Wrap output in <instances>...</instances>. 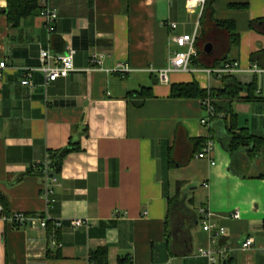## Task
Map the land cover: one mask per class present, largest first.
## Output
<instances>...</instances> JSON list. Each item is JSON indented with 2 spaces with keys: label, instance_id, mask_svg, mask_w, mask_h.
Returning a JSON list of instances; mask_svg holds the SVG:
<instances>
[{
  "label": "crops",
  "instance_id": "1",
  "mask_svg": "<svg viewBox=\"0 0 264 264\" xmlns=\"http://www.w3.org/2000/svg\"><path fill=\"white\" fill-rule=\"evenodd\" d=\"M7 4L0 0V60L7 63L0 77V191L6 215H47L48 224L15 227L0 217V264H99L92 258L97 250L105 251L97 253L103 264H209L200 248L214 251L215 264H264V179L253 163L243 175L232 171L223 141L229 115L221 112L206 126L202 99L171 97L173 83L197 81L211 90L222 89L226 79L191 71L158 77L180 49L171 37L197 27L200 35L204 5L49 0L58 10L50 29L38 13L11 27ZM214 9L218 20H234L239 32L229 58L242 72L232 77L262 79L255 99L234 100L238 126L264 136V73L247 71L258 65L252 53L264 50V34L249 27L264 18V0H215ZM69 45L76 49L75 70L50 83L47 96L38 70L32 85L22 84L23 69L41 65V49L61 52ZM93 53L102 56L101 68L92 66ZM120 63L131 70L114 71ZM142 87L153 95L138 104L129 92ZM243 113L249 114L241 123ZM199 137L214 140V164L197 157L201 149L193 139ZM70 142L78 148L66 156L59 184L46 199L40 167L49 151ZM202 205L224 234L203 229ZM76 218L89 225H74ZM249 237L254 245L243 249Z\"/></svg>",
  "mask_w": 264,
  "mask_h": 264
},
{
  "label": "trees",
  "instance_id": "2",
  "mask_svg": "<svg viewBox=\"0 0 264 264\" xmlns=\"http://www.w3.org/2000/svg\"><path fill=\"white\" fill-rule=\"evenodd\" d=\"M8 4L4 12L7 15L8 23L11 27H17L21 21L31 15L39 13L41 9L40 0H7ZM215 0H206L200 18L201 33L196 39V47L198 55L194 59V63L200 67H218L225 62L230 61L229 55L233 47L239 43V32L234 20H218L215 17L214 9ZM236 7H243L245 4H234ZM249 27L253 30L264 34V18L251 20ZM53 43L61 44V40L56 35L52 37ZM213 44L211 52L205 51V45ZM264 55V50L254 52L251 55L253 62H258V66L264 67V63L260 58ZM226 84L222 89L207 90L201 88L197 81L187 83H173L171 85V97L173 98H199L206 99L210 97L215 106L217 118L219 113L225 112L229 115L226 119V127L228 137L224 141L226 149L232 156L231 169L237 174L243 175L250 168L251 164L257 168L258 177L264 179V136L256 135L248 131L246 127L238 126V114L236 113L233 102L236 99H255L258 91L257 76L246 83H241L236 78L225 76ZM241 91H246L247 95L239 96ZM129 95L135 99L138 104H142L147 98L153 95L151 87H142L140 90L131 91ZM194 146L202 149L207 138H195ZM78 145L70 142L66 147L49 151L51 158V173L59 174L62 170L63 162L66 156ZM40 167V166H39ZM42 169V166L40 167ZM176 200L171 201V205H175ZM0 203L4 205V212L7 210V198L0 191ZM105 253L104 250H97L92 253V258L98 260L97 253ZM123 262V261H121Z\"/></svg>",
  "mask_w": 264,
  "mask_h": 264
},
{
  "label": "built area",
  "instance_id": "3",
  "mask_svg": "<svg viewBox=\"0 0 264 264\" xmlns=\"http://www.w3.org/2000/svg\"><path fill=\"white\" fill-rule=\"evenodd\" d=\"M188 5L191 4H201L204 5L206 0H186ZM41 9L39 10V15L44 18L47 26L51 29V24L58 18V10L55 7L50 6L49 0H40ZM171 27L175 28L176 24L171 23ZM198 36V27L195 32L192 34H183V35H173L171 37V41L175 42L177 46L180 48L171 53L169 57V65L164 69L158 70V77L160 80L165 81L168 79V73L171 71H191V72H204L209 76H217L219 78H223L225 76L234 75L238 72H242L240 68L239 62L237 60H230L225 62L223 65L218 67H200L194 63L195 57L198 55V50L196 47V39ZM75 54L76 49L69 45L66 47L64 51L56 52L50 48H43L40 51V60L41 65L38 68H25L23 69V85H32V78L34 75V71L38 70L43 75V88L44 93L47 96V89L50 83L56 81L59 78L66 77L70 72L75 70ZM92 66L94 68L102 67V56L97 53H93L91 56ZM7 63L5 60H0V77H2L3 70L6 68ZM131 69L127 64L120 63L114 69V71L122 73L123 75L129 72ZM152 70V69H151ZM248 72L254 73H264V67H260L255 65L252 69H248ZM204 109L206 110V114L203 118H201V124L210 125L212 119H214L216 112L215 106L212 103V99L210 97L202 100ZM213 145L214 140L212 138H208L202 147L201 151L197 153V157L205 158L213 161ZM51 158L50 154L46 155V158L42 164V172H43V183H42V195L47 199L49 195L53 192L54 186L59 184V178L57 174L51 173ZM207 185L206 183H204ZM0 213H4V215H0L1 218L10 222L15 227H22L33 225L36 221L40 222L42 227H47L48 224V216L46 215L44 218L40 215H27L24 212H13L11 214L6 215L4 212V205L0 203ZM199 213V221L202 225L203 229L210 233V235H220L225 233V228L219 226L214 220V213L210 209L208 205H202L198 209ZM235 218L240 217V212L235 211L232 215ZM56 226H61V221H56ZM73 224L76 226L85 224L89 225L86 219L76 218L73 219ZM254 245V239L251 237L245 238L242 243L243 249L251 248ZM199 253L208 258L209 264H215L218 259L214 254L212 249H204L200 248ZM90 264H96L94 262H90ZM152 264H169V263H152Z\"/></svg>",
  "mask_w": 264,
  "mask_h": 264
},
{
  "label": "rangeland",
  "instance_id": "4",
  "mask_svg": "<svg viewBox=\"0 0 264 264\" xmlns=\"http://www.w3.org/2000/svg\"><path fill=\"white\" fill-rule=\"evenodd\" d=\"M259 76H261V75H258V81H259V78H260ZM261 80H262V79L260 78V83H261ZM248 114H249V113H248ZM248 114H247V113H243V114H242L241 123H242L243 120L246 118L245 116L248 115ZM243 115H245V116H243ZM239 118H240V117H239V115H238V119H239ZM196 186L200 187L199 184H196ZM188 191H190V190L187 189L186 192H188ZM191 195H192V194H191ZM191 195H190V196H191Z\"/></svg>",
  "mask_w": 264,
  "mask_h": 264
},
{
  "label": "water",
  "instance_id": "5",
  "mask_svg": "<svg viewBox=\"0 0 264 264\" xmlns=\"http://www.w3.org/2000/svg\"><path fill=\"white\" fill-rule=\"evenodd\" d=\"M213 49V44L212 43H208L205 45V51L207 52H211Z\"/></svg>",
  "mask_w": 264,
  "mask_h": 264
}]
</instances>
